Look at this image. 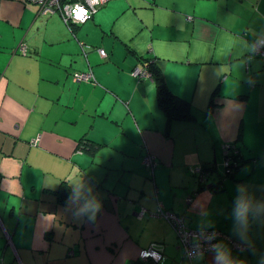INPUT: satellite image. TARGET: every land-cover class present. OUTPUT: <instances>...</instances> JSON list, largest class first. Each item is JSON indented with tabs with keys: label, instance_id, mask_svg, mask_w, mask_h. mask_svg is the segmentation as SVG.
I'll return each instance as SVG.
<instances>
[{
	"label": "crops",
	"instance_id": "crops-1",
	"mask_svg": "<svg viewBox=\"0 0 264 264\" xmlns=\"http://www.w3.org/2000/svg\"><path fill=\"white\" fill-rule=\"evenodd\" d=\"M261 38L264 0H108L71 26L0 0V264H213L210 250L185 252L157 207L242 243L215 242L241 264H264V210L246 231L233 215L238 186L264 205ZM145 61L188 118H168L154 78L132 75ZM229 153L224 185L198 186L190 169L222 168ZM86 198L100 205L94 220L77 214ZM151 242L158 261L139 256Z\"/></svg>",
	"mask_w": 264,
	"mask_h": 264
},
{
	"label": "built area",
	"instance_id": "built-area-1",
	"mask_svg": "<svg viewBox=\"0 0 264 264\" xmlns=\"http://www.w3.org/2000/svg\"><path fill=\"white\" fill-rule=\"evenodd\" d=\"M29 1L36 6L37 12L42 14H53L58 13L61 18L65 21V23L69 26L76 25L85 22L88 20L93 12L103 5L108 0H23ZM255 46V54L264 55V39H258L254 42ZM20 52H26V46L21 43L20 44ZM101 55L105 53L103 49H99ZM132 75L137 78L151 76L150 71L147 67L146 61L142 64L136 65L132 71ZM90 76L89 71L78 74L77 78H88ZM37 137L31 139L29 142L31 144L36 143ZM230 147V145H227ZM145 162L149 165L152 162V157L150 155H146L144 157ZM233 159L232 156H226L223 160V165L225 170L229 165H231ZM192 173L202 175L203 167L195 166L191 169ZM139 216L143 214V210L139 211ZM155 214L163 216L167 219L173 228L175 229L178 241L183 246L185 252L191 255L193 251V247L196 244L200 245V252H204L209 250V243L206 242L204 237L207 235L215 234L214 239L211 241L212 244H215L216 240L219 237H222L232 243L235 247H243L242 243L232 239L225 233H222L217 229H202V230H190L187 229L182 221L180 215L174 214L168 210H165L161 207H157ZM139 256L141 258H151L152 260L158 261L162 255L157 251L156 244L151 242L148 246L143 247L139 251Z\"/></svg>",
	"mask_w": 264,
	"mask_h": 264
},
{
	"label": "clouds",
	"instance_id": "clouds-1",
	"mask_svg": "<svg viewBox=\"0 0 264 264\" xmlns=\"http://www.w3.org/2000/svg\"><path fill=\"white\" fill-rule=\"evenodd\" d=\"M229 155L231 154L229 153ZM226 156L227 155L225 154V157ZM232 159H234L233 156ZM223 169L226 172L224 165ZM203 170L206 171L207 169L203 168ZM237 190L239 192V195L237 196L235 201L233 215L237 222V225L242 230L246 231L248 227L249 215H251L253 218H258L259 213L264 210V205L253 206L251 204V201L245 196L242 186H238ZM81 196L82 193L76 191L73 200H79ZM99 208L100 205L97 201H95L94 198H86L82 206L77 210V214H89V219L94 220L95 214L99 210ZM214 236L215 234L207 235L206 237H204L206 242L209 243V250L214 253L213 264H241V262L236 261L232 258L229 250L222 243H211V241L214 239ZM191 255L196 257L202 255V253L200 252L199 244L194 245Z\"/></svg>",
	"mask_w": 264,
	"mask_h": 264
},
{
	"label": "trees",
	"instance_id": "trees-1",
	"mask_svg": "<svg viewBox=\"0 0 264 264\" xmlns=\"http://www.w3.org/2000/svg\"><path fill=\"white\" fill-rule=\"evenodd\" d=\"M26 52H27V49H26ZM26 52L24 54H26ZM146 63H147V67L150 71L151 76L156 81V92H157L158 104L166 112L168 118H188L191 115V112L188 107L187 99L178 95L172 88H170L167 84H165V82H163L161 72L159 71L158 67L155 66V64H153V62L146 61ZM83 147L88 148L90 150H94V148H96V145L92 142L86 141L83 144ZM231 147H232V144H231ZM233 147L234 148L232 149L233 150L232 152L235 151L236 146L233 144ZM236 154L237 153L233 155H236ZM152 163H154L153 159H152L151 164ZM235 168H236V163L235 164L231 163V165L227 167L226 173L228 174L232 172ZM196 175L199 176L198 174Z\"/></svg>",
	"mask_w": 264,
	"mask_h": 264
},
{
	"label": "water",
	"instance_id": "water-1",
	"mask_svg": "<svg viewBox=\"0 0 264 264\" xmlns=\"http://www.w3.org/2000/svg\"><path fill=\"white\" fill-rule=\"evenodd\" d=\"M227 173L224 169H220L218 165L213 162V164L205 171L202 175L196 177L198 186H222L224 185V180Z\"/></svg>",
	"mask_w": 264,
	"mask_h": 264
},
{
	"label": "rangeland",
	"instance_id": "rangeland-1",
	"mask_svg": "<svg viewBox=\"0 0 264 264\" xmlns=\"http://www.w3.org/2000/svg\"><path fill=\"white\" fill-rule=\"evenodd\" d=\"M29 2V1H28ZM33 4V3H32ZM34 5V4H33ZM219 167V166H218ZM221 170L223 169V166H222V168L221 167H219Z\"/></svg>",
	"mask_w": 264,
	"mask_h": 264
}]
</instances>
